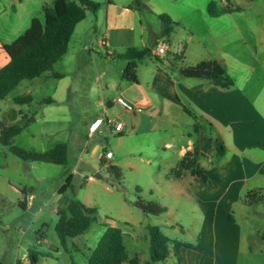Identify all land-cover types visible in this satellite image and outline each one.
Masks as SVG:
<instances>
[{"label": "crops", "instance_id": "crops-1", "mask_svg": "<svg viewBox=\"0 0 264 264\" xmlns=\"http://www.w3.org/2000/svg\"><path fill=\"white\" fill-rule=\"evenodd\" d=\"M90 1L101 4L100 9L87 15L73 31L74 34L81 24V36H85L81 43V67L83 73H91L92 69L96 72L94 83L100 88V98L94 103L100 110L83 119L87 137L142 136V148L153 151L151 156L156 157L158 170L154 179L161 192L166 200L183 204L194 213L195 233L202 235L201 242L198 237L196 244L179 239L178 235L184 233L181 213L175 210L169 216L170 210L164 204L160 207L164 206L169 219L155 226L170 241L186 243L197 250L172 243L164 262L151 263L149 255L137 252L132 256L126 252L127 257L136 256L139 264H238L242 241L238 216L252 215L250 207L264 205V88L254 87L247 94L245 87L231 77L230 71L236 69L231 65L225 42L228 28L224 30L230 21L223 17L233 13L210 17L206 3L201 5L204 13L187 24L168 12L161 0H141L138 6H133L134 0ZM220 1L217 7L227 6ZM24 9L23 0H0V68L8 62L2 45L23 34ZM161 15L175 23L166 54L137 62L136 83L126 82L121 77L127 61L119 56L128 49L152 48L163 28ZM33 18L34 14H29V24ZM235 26L247 46L242 30ZM260 34L259 41L264 43V34ZM101 38L106 39L103 47ZM202 61H212L221 67L233 78V86L221 89L207 80L182 76L184 69ZM254 68L253 64L248 66V75L254 73ZM245 70L243 64L242 72ZM119 97L134 107L133 113L117 104ZM97 118L121 123V134H115L105 124L93 135L89 134L88 127ZM98 150L95 145L91 155ZM193 158L195 170L206 181L183 168ZM147 163L151 166L154 160L150 158ZM25 202L24 208L29 204L27 197ZM84 236L85 233L76 238L81 242ZM42 241L41 236L39 245Z\"/></svg>", "mask_w": 264, "mask_h": 264}, {"label": "rangeland", "instance_id": "rangeland-1", "mask_svg": "<svg viewBox=\"0 0 264 264\" xmlns=\"http://www.w3.org/2000/svg\"><path fill=\"white\" fill-rule=\"evenodd\" d=\"M23 1L22 33L28 29L29 14L42 20L41 3L52 7V0ZM223 1L226 5L240 8L239 12L223 17L230 21L228 27L224 26V30L228 28L225 42L228 43L226 47L231 65L236 69L230 71L231 77L250 94L254 87L264 88V43L259 41L260 33L264 34V0H229V4ZM161 2L168 12L188 24L204 13L201 5L207 3V7L209 4L217 7L219 0ZM235 25L242 30L247 46ZM84 38L80 24L71 36L66 53L50 72L20 82L0 101V123L3 125H23L26 119L22 116L33 118V122L14 137L10 146L36 152H44L58 144L67 146V163L60 166L22 162L10 153L9 146L0 145V264H28L26 256L29 249L38 252L37 264H86L85 256L96 246L105 226L122 231L128 256L134 252L147 256L146 226H155L169 218L166 213L159 216L143 214L135 206L138 198L144 203L167 205L169 216L175 210L181 213L184 233L178 235L179 239L192 244L198 243V237L200 242L202 240V235L195 233L197 220L194 213L183 204L176 205L166 200L161 192V186L154 179L158 170L156 157L151 156L153 151L142 148V136L107 134L104 139L87 137L83 119L92 111L100 110L94 106L100 98V88L94 83L96 72L92 69L91 73H83L81 67ZM243 64L246 66L244 73ZM250 64L255 68L254 73L248 75ZM50 73H57L62 78H50ZM21 95H29L32 101L22 106L14 104L12 99ZM257 104L261 109L260 103ZM95 145L99 150L91 155ZM106 152L112 159H105L101 166L100 155ZM150 158L154 160L151 166L147 163ZM109 166L118 170L119 179L108 171ZM95 174L100 177H95ZM69 175H72L70 189L58 194ZM22 189L27 191L29 204L26 208L19 206L24 199L20 193ZM72 195L95 211L96 223L85 232L81 242L78 238L68 239L62 246L54 232L56 212L66 206ZM248 211L252 215L238 216L242 226L238 264H264V241L260 239L264 234V205L250 207ZM39 235L43 238L41 245L38 243Z\"/></svg>", "mask_w": 264, "mask_h": 264}, {"label": "trees", "instance_id": "trees-1", "mask_svg": "<svg viewBox=\"0 0 264 264\" xmlns=\"http://www.w3.org/2000/svg\"><path fill=\"white\" fill-rule=\"evenodd\" d=\"M141 0H134L133 6H138ZM227 1V0H226ZM101 4L90 0H53L51 8L42 6V20L33 18L28 29L10 44L2 45V49L8 58L7 64L0 68V101L14 90L18 84L24 80H33L50 72L61 57L66 53L73 31L78 23L83 21L88 14H95ZM240 8L234 5H227L217 8L213 4L207 7V14L210 17H217L224 14L239 12ZM163 28L160 38L167 42L172 33L173 23L167 16L161 15ZM150 49L142 50L128 49L119 58L127 61L126 67L122 72V79L126 82L136 83L135 66L137 62L150 57ZM182 57V55H178ZM182 76L207 80L221 89H229L233 86L232 78L216 63L212 61H202L191 68L184 69ZM48 77L53 79L62 78L57 73H50ZM13 103L19 106L29 104L32 99L29 95L16 96L12 99ZM52 102V100H48ZM25 118L23 125L14 124L5 126L0 123V145L9 146V151L22 162L26 163H45L53 165H65L67 163V146L58 144L44 152L23 150L10 146L12 140L23 128L33 122V118ZM220 153V146L217 149ZM101 166L104 161L101 160ZM185 170L206 181V178L195 170V159L186 161L183 164ZM108 171L116 179L120 175L118 170L109 166ZM72 175H69L65 183L60 187L58 194H62L71 187ZM139 193V189H136ZM24 199L19 206L24 208L27 195L26 189L20 190ZM29 193V191H28ZM135 206L145 215L159 216L165 213V209L156 204L144 203L137 199ZM57 221L54 232L63 246L68 239H74L87 232L96 223V214L92 208L85 207L74 195L68 200L64 208L56 212ZM148 235V255L151 263L164 262L170 254L169 244H181L186 248H194L186 243L170 241L157 226H146ZM41 238V236L39 235ZM264 241V235L260 236ZM28 264H37L38 252L29 249L27 256ZM86 264H139V259L134 256L128 258L123 244V234L119 228L106 227L99 238L96 246L89 250L85 256Z\"/></svg>", "mask_w": 264, "mask_h": 264}, {"label": "built area", "instance_id": "built-area-1", "mask_svg": "<svg viewBox=\"0 0 264 264\" xmlns=\"http://www.w3.org/2000/svg\"><path fill=\"white\" fill-rule=\"evenodd\" d=\"M106 43L105 38H101L100 44L103 47ZM167 52V42L164 38H159L153 47L150 49V56L154 59H157L160 56L165 55ZM117 104L126 112L133 113L134 107L130 105L127 101L123 98L119 97L116 99ZM104 118H97L95 119L88 127L89 134L93 135L97 132V130L105 124L108 129H112V131L119 135L122 132L123 126L121 123H116L114 121L105 120ZM111 157L110 153L106 152L105 154L100 155V160L109 159ZM89 180H92L90 177Z\"/></svg>", "mask_w": 264, "mask_h": 264}, {"label": "water", "instance_id": "water-1", "mask_svg": "<svg viewBox=\"0 0 264 264\" xmlns=\"http://www.w3.org/2000/svg\"><path fill=\"white\" fill-rule=\"evenodd\" d=\"M95 177H100L99 174H96Z\"/></svg>", "mask_w": 264, "mask_h": 264}]
</instances>
